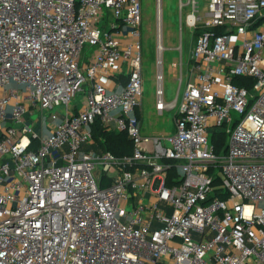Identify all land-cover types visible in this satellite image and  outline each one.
Here are the masks:
<instances>
[{
  "label": "built area",
  "instance_id": "1",
  "mask_svg": "<svg viewBox=\"0 0 264 264\" xmlns=\"http://www.w3.org/2000/svg\"><path fill=\"white\" fill-rule=\"evenodd\" d=\"M198 1L180 0L181 32L203 33L167 103L157 0L173 129L148 137L142 0H0V264H264V0ZM98 120L131 156L97 148Z\"/></svg>",
  "mask_w": 264,
  "mask_h": 264
},
{
  "label": "rangeland",
  "instance_id": "2",
  "mask_svg": "<svg viewBox=\"0 0 264 264\" xmlns=\"http://www.w3.org/2000/svg\"><path fill=\"white\" fill-rule=\"evenodd\" d=\"M163 22H162V43H163V76L164 92L167 103L176 99L179 93L178 102L181 103L185 90L188 74V63L191 59L193 42L192 29L185 24V16L182 19L183 27L181 32L180 0H162ZM199 16H204L205 0L198 1ZM190 13V9H186ZM185 10V12H186ZM143 20V122L142 134L148 137L167 136L172 133V113L165 114L159 118L155 110L157 72H158V50H157V0H142ZM183 46V55L179 49ZM87 51V48H86ZM96 48L91 49V53ZM181 61L183 62V83L180 84ZM82 95H78L74 105L80 106ZM40 119L35 114L33 120Z\"/></svg>",
  "mask_w": 264,
  "mask_h": 264
},
{
  "label": "trees",
  "instance_id": "3",
  "mask_svg": "<svg viewBox=\"0 0 264 264\" xmlns=\"http://www.w3.org/2000/svg\"><path fill=\"white\" fill-rule=\"evenodd\" d=\"M203 33L202 30H198L196 34H194L193 42L196 43L198 37ZM123 85L127 84V78L125 76H121L118 80ZM235 84L240 87H246L250 89L253 85L251 80H243L237 79ZM94 138L97 144V148L104 152H111L117 157L131 156L133 153V144L128 139L126 134L116 133V132H108L106 131L100 121L98 120L93 127ZM227 136L224 132L215 131L212 135V144L216 149L217 154H224L227 147ZM36 146V143H34ZM226 199V197H223Z\"/></svg>",
  "mask_w": 264,
  "mask_h": 264
},
{
  "label": "crops",
  "instance_id": "4",
  "mask_svg": "<svg viewBox=\"0 0 264 264\" xmlns=\"http://www.w3.org/2000/svg\"><path fill=\"white\" fill-rule=\"evenodd\" d=\"M141 119H142V122H143V113H142V118Z\"/></svg>",
  "mask_w": 264,
  "mask_h": 264
}]
</instances>
